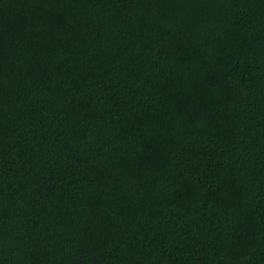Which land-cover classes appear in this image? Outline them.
Wrapping results in <instances>:
<instances>
[{"label": "trees", "instance_id": "16d2710c", "mask_svg": "<svg viewBox=\"0 0 264 264\" xmlns=\"http://www.w3.org/2000/svg\"><path fill=\"white\" fill-rule=\"evenodd\" d=\"M0 264H264V0H0Z\"/></svg>", "mask_w": 264, "mask_h": 264}]
</instances>
